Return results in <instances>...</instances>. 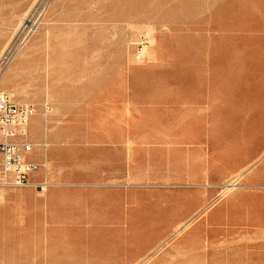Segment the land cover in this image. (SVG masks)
<instances>
[{
  "label": "crops",
  "instance_id": "crops-1",
  "mask_svg": "<svg viewBox=\"0 0 264 264\" xmlns=\"http://www.w3.org/2000/svg\"><path fill=\"white\" fill-rule=\"evenodd\" d=\"M61 49L58 92L43 96L51 109L28 100L33 114L22 140L30 150L20 157L37 169L24 186H0L7 264H14L9 246L13 250L16 238L39 245L38 252L22 253L21 264H131L136 257L126 252L141 244L143 229L192 223L207 198L251 164L253 149H262V163V125L248 119L247 126L236 104L225 110L219 101L244 96L246 78L226 70L243 68L246 50L175 48L165 59L150 50L145 74L125 51L111 57L107 45ZM218 69L225 72L214 76ZM192 70L202 71L196 76ZM29 122L35 126L29 129ZM242 177L251 185L246 173ZM232 191L225 201L229 220L264 221L263 188ZM176 196L183 197L182 208L173 205ZM207 212L212 219L214 205Z\"/></svg>",
  "mask_w": 264,
  "mask_h": 264
},
{
  "label": "rangeland",
  "instance_id": "rangeland-1",
  "mask_svg": "<svg viewBox=\"0 0 264 264\" xmlns=\"http://www.w3.org/2000/svg\"><path fill=\"white\" fill-rule=\"evenodd\" d=\"M84 43L110 46L111 57L125 51L127 60L138 62L145 74L152 67L150 50L164 59L167 50L184 47L246 50L244 67L226 70L246 78L244 96L237 93L219 101L226 102L225 110L236 104L247 126L250 119L264 128V0H0V92L8 89V97L26 99L16 102L39 100L51 109L43 96L58 92V50ZM102 67L95 66L96 75ZM192 71L197 76L202 70ZM224 72L218 69L214 76ZM32 126L35 123L29 122V129ZM261 154L262 149H253L251 164L207 198L201 214L190 218L192 223L170 230L143 229L141 244L126 252L127 258L136 257L131 264H264V221L229 220L225 203L232 190L264 189L254 185L262 181V163H257ZM243 173L251 185H246ZM183 204V197L174 198L177 209ZM213 205L214 217L208 219ZM18 240L13 250L9 246L14 264L22 263L24 251L39 249ZM6 251L0 245V264H7Z\"/></svg>",
  "mask_w": 264,
  "mask_h": 264
},
{
  "label": "built area",
  "instance_id": "built-area-1",
  "mask_svg": "<svg viewBox=\"0 0 264 264\" xmlns=\"http://www.w3.org/2000/svg\"><path fill=\"white\" fill-rule=\"evenodd\" d=\"M47 107H44L46 109ZM33 114L30 103H20L0 92V186L10 187L27 184V176L37 165L20 157L21 152L30 150L23 141L27 133V120ZM264 186V157L262 158ZM40 188L39 183H33Z\"/></svg>",
  "mask_w": 264,
  "mask_h": 264
},
{
  "label": "bare ground",
  "instance_id": "bare-ground-1",
  "mask_svg": "<svg viewBox=\"0 0 264 264\" xmlns=\"http://www.w3.org/2000/svg\"><path fill=\"white\" fill-rule=\"evenodd\" d=\"M2 93H4V92H2ZM10 95V94H9ZM229 187H231V186H229ZM233 187V186H232Z\"/></svg>",
  "mask_w": 264,
  "mask_h": 264
}]
</instances>
